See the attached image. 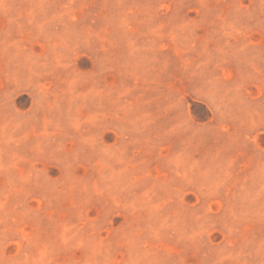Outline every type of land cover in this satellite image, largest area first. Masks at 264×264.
Listing matches in <instances>:
<instances>
[{"label":"rangeland","instance_id":"1","mask_svg":"<svg viewBox=\"0 0 264 264\" xmlns=\"http://www.w3.org/2000/svg\"><path fill=\"white\" fill-rule=\"evenodd\" d=\"M0 264H264V0H0Z\"/></svg>","mask_w":264,"mask_h":264}]
</instances>
